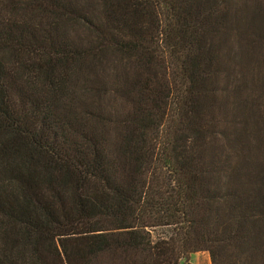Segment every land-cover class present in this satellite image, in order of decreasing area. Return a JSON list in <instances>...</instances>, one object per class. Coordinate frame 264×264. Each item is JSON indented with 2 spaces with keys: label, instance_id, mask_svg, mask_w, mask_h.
Here are the masks:
<instances>
[{
  "label": "trees",
  "instance_id": "16d2710c",
  "mask_svg": "<svg viewBox=\"0 0 264 264\" xmlns=\"http://www.w3.org/2000/svg\"><path fill=\"white\" fill-rule=\"evenodd\" d=\"M255 48L264 0H0V264H264Z\"/></svg>",
  "mask_w": 264,
  "mask_h": 264
},
{
  "label": "rangeland",
  "instance_id": "374dc122",
  "mask_svg": "<svg viewBox=\"0 0 264 264\" xmlns=\"http://www.w3.org/2000/svg\"><path fill=\"white\" fill-rule=\"evenodd\" d=\"M235 46L237 48L236 53L242 50V48H240L241 43L237 42ZM251 51L246 52L248 55V60L251 62V64L249 63L250 66L248 68L249 70L248 75L252 77L256 76L259 79L258 81L262 82L261 80L264 79V49L260 48L256 50L255 48ZM242 54L244 56V52H242ZM232 70H234V68H232ZM228 75L230 74L228 73ZM255 93L257 94V96L259 95V91H255ZM263 106H264V99H263ZM239 114H241L242 116L243 112L229 111V114L227 115V119L229 123H234L236 121L237 123L240 122L241 118ZM181 264H212V261L209 252L202 251L196 254H192L191 256H189V258L185 259Z\"/></svg>",
  "mask_w": 264,
  "mask_h": 264
}]
</instances>
